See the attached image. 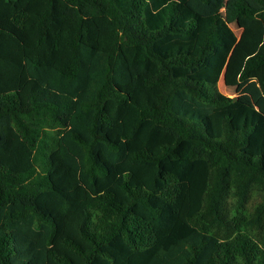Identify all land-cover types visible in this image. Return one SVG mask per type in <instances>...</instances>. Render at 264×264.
Wrapping results in <instances>:
<instances>
[{
    "label": "trees",
    "instance_id": "obj_1",
    "mask_svg": "<svg viewBox=\"0 0 264 264\" xmlns=\"http://www.w3.org/2000/svg\"><path fill=\"white\" fill-rule=\"evenodd\" d=\"M191 6L0 0V264H264V36Z\"/></svg>",
    "mask_w": 264,
    "mask_h": 264
},
{
    "label": "rangeland",
    "instance_id": "obj_2",
    "mask_svg": "<svg viewBox=\"0 0 264 264\" xmlns=\"http://www.w3.org/2000/svg\"><path fill=\"white\" fill-rule=\"evenodd\" d=\"M234 0H210L204 3L201 0H192L193 9L201 14L214 12H222L225 19L238 35V44L236 50L230 57L233 65L242 63V60L255 52L264 36V25L259 19H248L238 15L233 6ZM251 4L256 5L254 0H249ZM228 78H221L219 88L230 96H237L240 99L264 110V95L260 93V89L256 87V83L247 84V81L234 80L230 73ZM227 81L229 83H227ZM242 90V92H241ZM262 107H261V106Z\"/></svg>",
    "mask_w": 264,
    "mask_h": 264
}]
</instances>
